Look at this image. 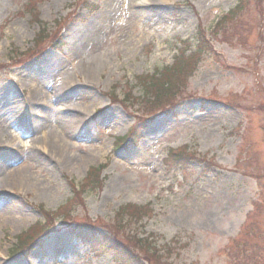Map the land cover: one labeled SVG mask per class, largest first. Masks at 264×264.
<instances>
[{"label":"rangeland","instance_id":"obj_1","mask_svg":"<svg viewBox=\"0 0 264 264\" xmlns=\"http://www.w3.org/2000/svg\"><path fill=\"white\" fill-rule=\"evenodd\" d=\"M92 1L100 9L87 16L79 0H33L49 32L66 22V46L12 65L42 27L31 13L17 16L29 0H0V264H119L114 240L150 264H264V193L254 210L264 185V0L248 2L233 42L211 39L221 58L203 55L165 107L135 101L139 88L125 94L137 76L172 65L180 42L190 39L194 52L198 23L212 29L240 0H136L119 13L117 0ZM68 112L79 117L74 131L57 128ZM135 123L138 143L119 149L116 139ZM183 146L201 157L187 167L164 164ZM100 166L98 188L75 196ZM40 206L56 215L52 234L28 258L12 259L16 237L46 223ZM138 207L144 220L130 218ZM82 223L107 242L84 247L68 232ZM139 239L158 253L143 254Z\"/></svg>","mask_w":264,"mask_h":264},{"label":"trees","instance_id":"obj_2","mask_svg":"<svg viewBox=\"0 0 264 264\" xmlns=\"http://www.w3.org/2000/svg\"><path fill=\"white\" fill-rule=\"evenodd\" d=\"M34 19H35V21H37L36 17ZM47 39H48L47 36L40 35L38 40H37V43L38 44H44V42ZM200 43H201V41H200ZM173 79H174V77H173ZM173 79H172V76H171L170 79H169V82L167 84L168 88H165V83H163L161 86H159L161 88H164L165 95L168 93L169 88H171V89H173V88L176 89L177 88V86H176V80L177 79L174 82H173ZM178 79H183V78L181 76H178ZM165 95H161V96H163V98L161 99V100H163V102H161L159 104H155L154 107H161V105L166 106V104H168L170 102V100H173L176 97L174 94H171V97L165 96ZM150 104H151V102H150ZM189 158H190L189 155H187L185 152H181L179 154H175V155L170 156V161L176 162V163H186L187 161H189ZM97 175L93 176V178L90 179V181H89V184L93 183L92 184L93 187H94L95 183L98 181ZM79 228H83V227L80 226ZM33 234H34V230H32L29 233V235L27 236V238L24 241L21 242V244H22L21 252L22 253L25 252V247H28L29 243L32 241ZM142 245H143V242L142 241H138V246L143 251V253H145L146 255H152L150 253L151 252L150 249L148 247H143ZM113 250H114V252L116 254V258L118 259L119 262H121V264H139L138 261H136V259H138L137 256H134V254L133 255L129 254L119 244H116L113 247ZM147 260L150 262V259H147ZM139 262H140V260H139ZM156 264H159V263L156 261Z\"/></svg>","mask_w":264,"mask_h":264},{"label":"bare ground","instance_id":"obj_3","mask_svg":"<svg viewBox=\"0 0 264 264\" xmlns=\"http://www.w3.org/2000/svg\"><path fill=\"white\" fill-rule=\"evenodd\" d=\"M108 1V0H107ZM131 1V0H130ZM116 4L118 5L117 6V13H119V10L121 11V10H124V11H130V10H133V9H135L136 8V0H133V1H131V2H126V3H121L119 0H117L116 1ZM112 5H113V3H112ZM121 14H123V13H121ZM84 68H85V66H83ZM87 71V70H86ZM55 89H57V88H55ZM54 92V90L52 91V93ZM37 96H35V98H36ZM69 114L68 115H62L61 116V119H60V121L57 123V125H58V127L57 128H61V129H63V130H65V131H74L75 129H76V127H77V125H78V116H76V115H72V114H70V112H68ZM23 131H24V134H27L28 133V130H25L24 128H23ZM24 144H26L25 142H23ZM55 145H58V143L57 142H53V143H51V142H49L48 143V147H52V146H55ZM34 146V145H33ZM25 147V146H24ZM27 152H29V153H27L26 155H25V159L27 160V161H29V162H31V160H32V157L34 156L33 154H32V146H31V148H30V150L29 151H27ZM36 154V153H35ZM6 162H9L8 160H6ZM0 208L1 209H3L4 208V205H2V206H0ZM0 209V210H1Z\"/></svg>","mask_w":264,"mask_h":264}]
</instances>
